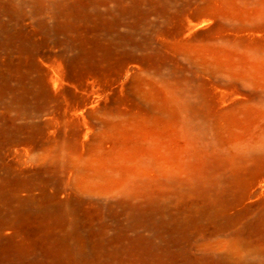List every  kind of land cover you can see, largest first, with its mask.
<instances>
[{"label":"rangeland","instance_id":"374dc122","mask_svg":"<svg viewBox=\"0 0 264 264\" xmlns=\"http://www.w3.org/2000/svg\"><path fill=\"white\" fill-rule=\"evenodd\" d=\"M0 264H264V0H0Z\"/></svg>","mask_w":264,"mask_h":264}]
</instances>
